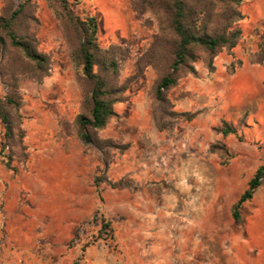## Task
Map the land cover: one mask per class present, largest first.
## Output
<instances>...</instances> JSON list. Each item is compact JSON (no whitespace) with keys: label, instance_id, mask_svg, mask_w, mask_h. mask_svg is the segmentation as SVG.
Returning a JSON list of instances; mask_svg holds the SVG:
<instances>
[{"label":"crops","instance_id":"0c3cea01","mask_svg":"<svg viewBox=\"0 0 264 264\" xmlns=\"http://www.w3.org/2000/svg\"><path fill=\"white\" fill-rule=\"evenodd\" d=\"M261 1L254 8L246 1L241 26L262 19ZM115 2L128 37L139 29L130 0ZM250 40L244 35L219 52L211 71L199 61L195 74L169 90L173 110L195 113L191 120L159 130L152 113L143 119L150 109L144 92L117 104L118 114L135 107L140 118L104 136L128 145L107 161L106 178L119 183L113 187L94 183L100 154L62 130L75 121L67 118L75 104L58 82L61 71L36 87L22 107L26 160L15 172L0 166V264H264V183L243 203L240 219L232 217L264 164V61H251L257 47ZM223 123L237 135L214 130ZM217 143L225 152L211 150ZM97 211L112 241L89 245L75 262L78 250L69 242Z\"/></svg>","mask_w":264,"mask_h":264},{"label":"trees","instance_id":"16d2710c","mask_svg":"<svg viewBox=\"0 0 264 264\" xmlns=\"http://www.w3.org/2000/svg\"><path fill=\"white\" fill-rule=\"evenodd\" d=\"M65 3L64 0H61ZM245 0H132V9L136 18L150 12L158 25L147 50L136 59L135 73L121 86L116 78L123 61L126 60V46L110 45L105 49L96 42L97 23L94 17L79 19L74 17L68 7L64 14L76 24L81 33L73 57L82 66L83 78L90 84L83 95L80 105L82 112L72 125L62 124L64 132L74 134L86 147L100 154L102 168H98L94 183H105L111 187L119 183L105 176L107 161L112 152L122 153L128 145L117 144L112 139H100L93 131L102 129L107 122L117 116L113 109L121 102V94L128 83L138 78L147 66L158 72V79L152 87V112L156 126L162 130L164 125L177 119L191 120L195 113H178L173 110L168 98L169 90L180 78L195 74V64L202 60L206 68L213 69V58L222 50H232L240 41L242 32L233 28L244 19L240 6ZM34 0H4L0 10V80L7 94L0 99V122L4 126V142L1 150L6 151V167L16 161L24 163L27 157L23 143L24 130L19 112L21 98L18 90V78L26 75L41 81L49 75V57L38 49L37 31L39 20ZM258 53L251 61H264V40L258 45ZM221 134H236L237 128L223 123L214 129ZM240 140L242 137H238ZM212 151H223V145L211 146ZM264 183V164L260 165L248 187L232 206V217L240 219V209L244 202L251 199L255 189ZM102 227L109 222L102 219Z\"/></svg>","mask_w":264,"mask_h":264},{"label":"rangeland","instance_id":"374dc122","mask_svg":"<svg viewBox=\"0 0 264 264\" xmlns=\"http://www.w3.org/2000/svg\"><path fill=\"white\" fill-rule=\"evenodd\" d=\"M34 0L36 3L37 17L39 20V27L37 31L38 38V49L46 54L50 60V72L49 75L44 77L41 81H36L26 75H22L18 78V90L21 98V107L19 112L21 120L27 116L22 114V107L26 105V102L33 101L36 98L35 88L42 87L48 84L50 77H52L56 71H61V77L58 78L60 85H65L68 90V103L71 101L75 104V109L72 113L68 112L67 118L73 119L82 112L80 107L83 99L89 88L90 84L83 78L82 66L73 57V52L77 48L78 42L81 38V33L78 30L76 24H73L67 16L64 14V7H68L73 13L74 17L84 19L85 17H94L97 23L96 42L100 48L105 49L110 45L126 46L128 48V54L125 61L120 65L116 85H123L134 73H135V62L136 59L141 56L148 48L153 40L154 35L158 32V25L154 16L150 12H145L141 17L136 18L135 12L132 9V0H130V7L134 14V23L138 25L139 29L126 37L125 32L122 28L126 26V20L121 18L115 8V0ZM247 4L253 8L261 0H245L240 6V11L244 15L246 13ZM264 3V0L261 1ZM244 15V18L246 17ZM246 24L241 26L240 20L234 24L233 28L240 29L242 32L241 39L245 35L250 40L249 36L255 37L256 40H250L253 46L257 47V53L259 51V43L264 40V13H262V19L255 20L254 17L250 18ZM44 20V21H43ZM42 21L45 22L49 27H53L51 32L45 31L42 25ZM241 27V28H240ZM240 39V40H241ZM202 60H198L197 63ZM203 62V61H202ZM204 63V62H203ZM158 79V72L152 66H147L142 74L130 81L126 89L121 94L123 99L121 102L115 103L113 109L117 104H127L132 101L136 96H139L137 92H144L150 101V109L146 110V115L143 119L148 120L152 112V87ZM7 94V89L0 80V99H3ZM130 109V108H128ZM128 111V114L123 113L111 118L107 124L96 131L93 134L98 136L100 139L104 138L105 135L112 133L123 132L128 124H135L140 118V112L134 113V109ZM143 116V115H142ZM131 119L130 121L124 120L125 118ZM147 127H149L147 125ZM4 126L0 122V166H5L6 169V151H2L1 147L4 142ZM264 160V154L261 156ZM11 165L14 167L10 170L14 171L20 167V164L16 161L12 162ZM99 242H93L97 244ZM103 243L107 245V243ZM79 254V253H78ZM78 255L75 262H79L81 257ZM79 258V259H78Z\"/></svg>","mask_w":264,"mask_h":264},{"label":"built area","instance_id":"2783aa9c","mask_svg":"<svg viewBox=\"0 0 264 264\" xmlns=\"http://www.w3.org/2000/svg\"><path fill=\"white\" fill-rule=\"evenodd\" d=\"M103 218L102 214L97 211L90 220L84 222L79 227L78 233L70 240L69 248L77 249L78 255L81 256L84 250L93 242L110 243L112 241V231L110 227H102Z\"/></svg>","mask_w":264,"mask_h":264}]
</instances>
